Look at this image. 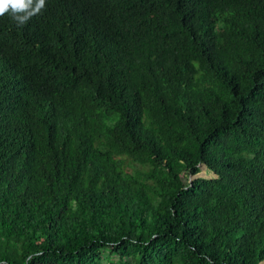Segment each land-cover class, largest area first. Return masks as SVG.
<instances>
[{"label":"trees","instance_id":"1","mask_svg":"<svg viewBox=\"0 0 264 264\" xmlns=\"http://www.w3.org/2000/svg\"><path fill=\"white\" fill-rule=\"evenodd\" d=\"M111 256L264 264V0L0 16V264Z\"/></svg>","mask_w":264,"mask_h":264},{"label":"clouds","instance_id":"2","mask_svg":"<svg viewBox=\"0 0 264 264\" xmlns=\"http://www.w3.org/2000/svg\"><path fill=\"white\" fill-rule=\"evenodd\" d=\"M45 0H0V16L9 13L18 23L39 12L44 7Z\"/></svg>","mask_w":264,"mask_h":264},{"label":"rangeland","instance_id":"3","mask_svg":"<svg viewBox=\"0 0 264 264\" xmlns=\"http://www.w3.org/2000/svg\"><path fill=\"white\" fill-rule=\"evenodd\" d=\"M213 175L212 173L208 172L205 168V166H200V172L196 176L188 177L189 181L196 179V178H211ZM102 264H117V260L115 257H109L105 258L102 262Z\"/></svg>","mask_w":264,"mask_h":264}]
</instances>
